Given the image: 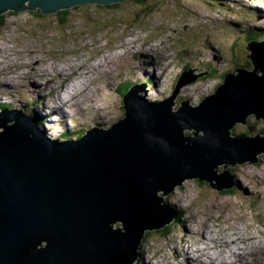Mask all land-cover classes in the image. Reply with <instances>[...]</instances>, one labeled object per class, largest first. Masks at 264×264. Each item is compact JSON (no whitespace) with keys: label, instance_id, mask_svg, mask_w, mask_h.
I'll return each instance as SVG.
<instances>
[{"label":"water","instance_id":"95a60500","mask_svg":"<svg viewBox=\"0 0 264 264\" xmlns=\"http://www.w3.org/2000/svg\"><path fill=\"white\" fill-rule=\"evenodd\" d=\"M124 1L0 0V15ZM254 45V70L228 75L198 107L172 111L180 90L198 80L192 71L160 103L144 98L142 84L125 96L123 120L80 141L53 142L21 112L2 111L0 264H136L145 232L177 221L164 197L188 180L232 191V168L264 155V137L231 133L251 115L264 120V43Z\"/></svg>","mask_w":264,"mask_h":264},{"label":"rangeland","instance_id":"374dc122","mask_svg":"<svg viewBox=\"0 0 264 264\" xmlns=\"http://www.w3.org/2000/svg\"><path fill=\"white\" fill-rule=\"evenodd\" d=\"M62 10L69 11L67 22H60L59 13L45 15L41 12L37 15L35 12L42 11L41 8L31 12L28 9L6 11L0 15L5 18L4 26L0 28V61L12 66L10 71L0 74V83L10 81L14 84L0 85L3 106L8 104L15 107L14 111H24L28 100L37 102L40 96L52 92L63 95L73 81L68 84L62 81L64 77L60 79L54 73L65 67L76 75V83L83 81L77 98L72 100L91 103L87 112H80L85 113L83 117H77L76 111H68L64 112L63 121L61 111L55 112L51 103L48 108L42 103L32 106L36 110L34 115L40 118L37 111L41 109L48 115L47 123H52L51 131L45 124L41 126L47 130L46 136L61 142H66L63 137L80 141L90 128L109 130L123 120L125 110L121 92L126 82L131 88L148 83L144 97L148 101L162 102L170 98L177 89L180 72L190 66V62L193 68L207 69L208 74L181 90L172 111H176L183 101L198 104L215 92L225 73L248 66L247 57L258 45L246 43L247 36L264 39V0H126L110 5L79 4ZM37 60L42 61L36 63ZM212 70L216 73L210 76ZM88 71L89 75L86 74ZM27 72L33 76L32 81L23 80L18 84L19 78ZM47 72L49 79L54 78L51 82L53 89L39 86L48 80L44 75ZM10 73L15 78H8ZM68 76L69 73L65 77ZM86 87L88 94L91 90L97 91V94L93 93L94 97L89 95L93 97L90 101L84 100ZM33 91L39 94L34 95ZM95 104L97 107L91 108ZM102 116L106 118L102 119ZM27 117L34 121L31 116ZM231 133L233 137H264V120L251 115L247 123L239 122ZM185 134L192 135V132L187 130ZM223 171L224 167L220 166L218 172ZM232 174L238 182L231 194L219 193L207 183L192 180L167 196L166 203L177 208L181 215L164 231L145 232L136 264H180L186 261L188 264H215L217 258L229 261L233 249L264 245V155L257 164L233 167ZM185 221L188 223L184 226ZM114 227L120 228L121 224ZM181 228L186 231L185 235ZM187 228L201 233L202 237L197 238L199 241L206 235L216 241L219 238L221 242L234 240V243L229 245V251L217 249L216 243H211L207 252L212 255L209 254L207 261H202L203 257L196 261L189 247L195 248L198 244L188 239ZM254 251L258 254L253 257L255 261L258 257L264 259L260 250L255 248Z\"/></svg>","mask_w":264,"mask_h":264},{"label":"bare ground","instance_id":"6f19581e","mask_svg":"<svg viewBox=\"0 0 264 264\" xmlns=\"http://www.w3.org/2000/svg\"><path fill=\"white\" fill-rule=\"evenodd\" d=\"M216 1V0H215ZM204 2V1H203ZM30 5V4H29ZM177 9V8H176ZM31 11H33V10H29L28 12H31ZM59 10H57L55 13L57 14V13H59L58 12ZM54 13V14H55ZM48 15V14H47ZM173 17V16H172ZM176 20V19H175ZM249 21V20H248ZM220 23V22H219ZM151 24V23H150ZM149 25V24H148ZM251 28V27H250ZM125 31V30H124ZM154 33V32H153ZM175 37V36H174ZM215 40V39H214ZM167 41V40H166ZM198 47V46H197ZM130 49H133V46H131L130 47ZM191 49V48H190ZM148 51V50H147ZM26 52V51H25ZM170 53V52H169ZM139 54L141 55V52H139ZM143 55H146L145 53L143 54ZM142 56V55H141ZM43 60V59H42ZM42 60H37V62L36 63H40ZM58 61V60H57ZM15 62V61H14ZM46 63V62H45ZM109 63H111V62H109ZM13 64V63H12ZM18 64V63H17ZM14 66V65H13ZM16 66V65H15ZM27 66V65H26ZM98 66V65H97ZM100 66V65H99ZM16 68V70H17V67H15ZM23 68V67H22ZM51 68V67H50ZM95 68V67H94ZM93 68V69H94ZM12 69V66L9 64V63H7V62H5V61H0V74H4V72H7V71H10ZM71 70L72 69H74L73 67H71L70 68ZM81 68H79V70H80ZM36 70V69H35ZM51 70V69H50ZM55 70V69H54ZM53 70V71H54ZM69 69H67V68H64L63 70H58L57 72H55L54 74L55 75H58L59 76V78L60 79H62L63 77H65V76H67V71H68ZM90 70V69H89ZM92 71V70H91ZM50 72V71H49ZM188 71H186V72H184L183 73V75L182 76H184L186 73H187ZM24 73V72H23ZM33 73V72H32ZM42 73V72H41ZM69 73V72H68ZM12 74V73H11ZM31 74V73H30ZM30 74H28V72L24 75V76H21L19 79H20V82L18 83V84H21V82L23 81V80H31L32 81V77L33 76H30ZM52 74V73H51ZM87 75H89V71L86 73ZM45 76H48V80L44 83V84H40L39 82H35V84H37V85H39V86H42V87H50L51 86V82H53V79H49L50 78V74L47 72L46 74H44ZM78 75V74H77ZM4 76V75H3ZM85 77L86 76H84L83 78L85 79ZM164 77V76H163ZM6 79V78H5ZM4 79V80H5ZM96 79V78H95ZM3 80V81H4ZM160 80V79H159ZM7 81V80H6ZM12 82V81H11ZM86 82V81H85ZM84 82V83H85ZM72 83V82H71ZM82 83H83V81H81V82H79V84L78 83H76L75 84V86L74 87H79L80 85H82ZM5 84H11V85H14V84H12V83H10V81H8L7 83H3V84H1L0 83V85H5ZM146 84H148V83H146ZM73 85L74 84H72V85H70V87L68 88V89H70L71 87H73ZM85 84H83V86H84ZM142 85V84H141ZM73 87V88H74ZM81 87V86H80ZM72 88V89H73ZM57 89V88H56ZM71 89V90H72ZM82 89V88H81ZM86 89H88V87H86L85 88V90ZM71 90H67V92H68V95L70 94V91ZM83 90V89H82ZM42 91H44V90H42ZM32 94H34V95H36V94H39V92H36V91H33V92H31ZM80 93H82V92H80ZM66 94V93H65ZM118 94V93H117ZM87 99V97L85 98V100ZM63 100L62 99H60L59 100V103L58 102H56V104H58L59 106L61 105L60 104V102H62ZM94 101V100H93ZM189 104H190V102H188ZM4 105V104H3ZM190 106H192V107H198V106H193V104L192 105H190ZM66 113V112H65ZM68 113V112H67ZM61 115H62V120L64 121L65 120V116H64V110L63 111H61ZM75 116V115H74ZM34 119H36V118H34ZM40 119V118H39ZM61 120V119H60ZM248 120V119H247ZM247 120H246V123H247ZM36 121L38 122V123H40L37 119H36ZM62 121V122H63ZM44 124H42V125H40V126H43ZM48 127V126H47ZM46 128V127H45ZM188 181H190V180H188ZM188 181H186V182H188ZM185 182V183H186ZM184 183V184H185ZM172 194V193H171ZM170 194V195H171ZM248 194V193H247ZM159 195L162 197L163 195H164V193L163 192H160L159 193ZM169 196V195H168ZM167 197V196H166ZM166 197H164V199L166 198ZM166 204H168V205H170L169 203H166ZM170 206H172V205H170ZM173 207V206H172ZM172 207H170L176 214H177V220H178V218L180 217L179 216V214H180V212L177 210V208H175L174 207V209L172 208ZM188 222L187 221H185L184 222V226L187 224ZM181 224V223H180ZM261 224V223H260ZM212 231H214V230H212ZM187 233H188V239L190 238L191 239V241L193 242V243H198V242H200L197 238H200V237H202V235H201V233L199 232V231H192L191 229H188L187 228ZM214 233H216V231H214ZM239 237H241V236H239ZM256 238V237H255ZM189 239V240H190ZM213 239V238H212ZM236 239V238H235ZM243 239V238H242ZM249 239H250V237H249ZM238 240H240L241 241V238H238ZM250 241V240H249ZM209 243V244H208ZM213 244L214 243V241L213 240H210V242L208 241L207 243H204V244H202V248H200V250L199 251H203L204 253H207V254H211V253H209V252H207L208 251V248H209V245L210 244ZM215 243H216V245H215V247L217 248V249H221V248H226V250L225 251H229L228 250V247H229V245L231 246L233 243H234V240H229V241H225V242H221V240L219 239V238H217V241H215ZM239 244V243H238ZM241 244H243V243H241ZM251 246V245H250ZM189 251V250H188ZM194 255H195V258L198 260V259H200L201 257H202V255L201 254H199L198 253V251L197 250H195V251H191ZM215 252V251H214ZM255 252V255H258L257 253H256V251H254ZM189 253V252H188ZM230 253V252H229ZM261 254H264V253H261ZM156 255V254H155ZM212 255V254H211ZM230 256L231 255H229L228 256V258H230ZM210 257V256H209ZM240 257V256H239ZM211 259V258H210ZM201 260H203V258H201ZM212 260V259H211ZM237 260V259H236ZM237 261H239V260H237ZM237 261H235V262H237ZM225 263H228V261H225ZM147 264V263H146Z\"/></svg>","mask_w":264,"mask_h":264},{"label":"clouds","instance_id":"9594fccd","mask_svg":"<svg viewBox=\"0 0 264 264\" xmlns=\"http://www.w3.org/2000/svg\"><path fill=\"white\" fill-rule=\"evenodd\" d=\"M61 11H63V10H61ZM58 12H59V11H58ZM254 43H255V42H254ZM256 43H258V44H263L264 42H262V43L256 42ZM248 57H249V55H248ZM248 57H247V59H248ZM248 60H249V59H248ZM249 62H250L251 65H252V66H251L250 63H249L251 69L249 68V66H247V68H246V66H245V67H243V68H239V70H246V71L248 70V71L252 72V71L254 70V65H253L252 61L249 60ZM234 73H236V74L238 75L237 72H234ZM232 74H233V73H232ZM179 82H180V81H179ZM179 82H178V83H179ZM196 82H197V81L191 83V85L194 84V83H196ZM178 83H177V85H178ZM189 85H190V84H189ZM123 89H124V91H125V88H123ZM119 91H120V90H119ZM129 91H131V89H129V90L126 92V95L129 93ZM215 91H216V90H215ZM216 92H217V91H216ZM121 95H122V97L124 96V97H123V103H124V98H125L126 95H125V94L123 95L122 92H121ZM50 98H51V97H50ZM168 99H169V98H168ZM166 100H167V99H166ZM175 100H176V99H175ZM147 101H148V100H147ZM163 101H165V100H163ZM163 101H162V102H163ZM54 102H55V103H54ZM149 102H152V101H149ZM160 102H161V101H160ZM160 102H152V103H160ZM31 103H32V104L29 103V104H30V107H29V105H27L26 108H31L32 106L35 105V104H33V102H31ZM50 103H51V105H52L51 108L54 109L55 112L63 111V109H61V108H60L59 110H57L58 108H57V109L54 108V107H57V106H56V105H57V104H56V100H55V101H49V102H48V105L46 104L45 106H44V105H43V106H44L45 108H48V107H50ZM174 104H175V101H174ZM40 107H41V106H40ZM40 107H39V108H40ZM180 107H181V105L179 106V108H180ZM191 107H192V106H191ZM102 108H103V107H102ZM179 108H178V109H179ZM178 109H177V110H178ZM7 110H8L9 112H11V111H14L15 108L12 107V109H7ZM56 110H57V111H56ZM177 110H176V111H177ZM16 111H17V110H16ZM24 111H25V110H24ZM176 111H173V112H176ZM19 112H20V111H19ZM41 112H42L41 109H39V110L37 111V113L39 114L40 119H41V120L43 119V120H42L43 122H45V120L48 122V118H46V116H48V115H47L46 113H44V112H42V113H41ZM64 112H65V111H64ZM86 112H87V111H86ZM0 113H2L1 110H0ZM21 113L24 114L25 116H27V114H26L27 111H26V112H21ZM104 113H105V111H104ZM99 114L102 115V113H100V112H99ZM105 114H106V113H105ZM105 118H106V117H105ZM105 118H103V116H102V119H105ZM124 118H125V117H123V119H124ZM33 119H34V118H33ZM34 121L37 122L36 119H34ZM47 124H48V125H51L52 123H47ZM112 127H113V126H112ZM97 129H99V130H103V129H100V128H97ZM48 130L51 131V128H49ZM249 130H251V128H250ZM103 131H105V130H103ZM249 132H250V131H249ZM46 133H47V130L45 129L44 134H46ZM189 136H192V135H189ZM240 136H242V135H240ZM255 137H256V136H255ZM63 138H64V137H63ZM73 141H74V140H73ZM259 160H260V159H259ZM239 166H242V165H239ZM232 176L234 177L233 174H232ZM235 181H236V179H235ZM236 182H238V181H236ZM177 189H178V188H177ZM233 190H235V189H233ZM233 190H232V191H233ZM173 193H174V192H173ZM173 193H172V194H173ZM165 202H166V200H165ZM173 207H174V206H173ZM171 225H172V224H170L169 226H167V227H165L164 229H161V230L163 231V230H165L166 228H169ZM180 227H181V226H180ZM181 231H182V233H183L184 235L186 234V231H185V230H182V228H181ZM147 233H148V232H147ZM183 238H185V236H183ZM210 240H213L214 243H215V241H216L215 239H210ZM209 242H210V241H209ZM204 243H205V242H204L203 240L200 239V242L197 243V244H198L197 247L194 248V247H191V246H190L189 249H190L191 251H192V249H194V250H196V249H200V248H202V244H204ZM214 243H213V244H214ZM208 244H209V243H208ZM141 247H142V246H141ZM141 247H140V250H141ZM140 250H139V254L141 255ZM180 264H182V263H180Z\"/></svg>","mask_w":264,"mask_h":264},{"label":"trees","instance_id":"16d2710c","mask_svg":"<svg viewBox=\"0 0 264 264\" xmlns=\"http://www.w3.org/2000/svg\"><path fill=\"white\" fill-rule=\"evenodd\" d=\"M69 11H60L59 12V20H60V22H67L68 21V17H69V13H68ZM37 15H41V11H39V12H35ZM4 24H5V18H3V16H1L0 17V28H2L3 26H4ZM250 65H251V63H250ZM250 65H249V63H248V66H249V68L251 69V67H250ZM252 66V65H251ZM130 87H131V84L128 82L127 83V86H125V91H123L122 92V94L124 95H126V92L130 89ZM124 97V96H123ZM30 107V106H29ZM26 108V107H25ZM7 109H9L8 107H6V106H3V104H0V110L1 111H4V110H7ZM26 110H31V111H33V113L35 114V110L34 109H32V107L31 108H26ZM27 114V113H26ZM33 118H36L40 123H39V127H41L40 125H42V124H44V122L41 120V119H39L36 115H33L32 116ZM65 138V137H64ZM66 139V138H65ZM201 183V182H200ZM234 191V190H233ZM233 191H227V192H224V193H227V194H231ZM181 214H179V216H180ZM179 219V218H178ZM167 229V228H166ZM165 229V230H166ZM164 231V230H163ZM165 235H167V231H165Z\"/></svg>","mask_w":264,"mask_h":264}]
</instances>
